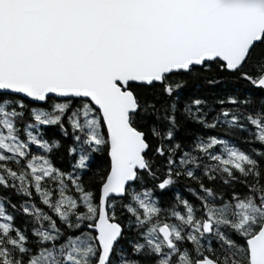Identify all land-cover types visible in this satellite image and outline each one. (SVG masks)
I'll return each mask as SVG.
<instances>
[{"label":"snow or ice","instance_id":"6c2138e0","mask_svg":"<svg viewBox=\"0 0 264 264\" xmlns=\"http://www.w3.org/2000/svg\"><path fill=\"white\" fill-rule=\"evenodd\" d=\"M0 264H264V0H0Z\"/></svg>","mask_w":264,"mask_h":264}]
</instances>
